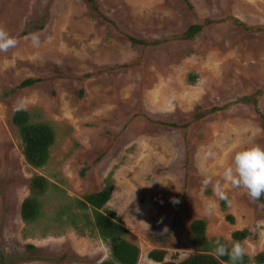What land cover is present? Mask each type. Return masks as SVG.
<instances>
[{
  "label": "rangeland",
  "instance_id": "374dc122",
  "mask_svg": "<svg viewBox=\"0 0 264 264\" xmlns=\"http://www.w3.org/2000/svg\"><path fill=\"white\" fill-rule=\"evenodd\" d=\"M186 1L192 10L184 0H98L110 24L83 0H0V26L18 41L0 53L4 264L109 260L112 241L75 232L55 218L72 199L100 191L109 176L113 191L106 207L138 247L137 264H156L147 257L153 250L175 263L197 253L189 236L195 220L206 223L207 239L230 246L232 233L247 230L246 255L264 253V234L256 229L264 220V196L252 202L222 179L236 151L264 147V0ZM210 19L215 23L206 26ZM193 24L202 25L201 32L182 39ZM129 37L158 44L132 45ZM27 79L41 82L19 89ZM255 93L256 107L236 102ZM212 108L220 110L194 120L199 110ZM16 110L55 133L41 170L24 161L11 124ZM209 149L214 156L206 155ZM35 175L60 190L48 192L37 222L23 224L20 207ZM207 177L212 182L204 185ZM217 181L230 203L214 195ZM168 232L157 244L154 238Z\"/></svg>",
  "mask_w": 264,
  "mask_h": 264
},
{
  "label": "trees",
  "instance_id": "16d2710c",
  "mask_svg": "<svg viewBox=\"0 0 264 264\" xmlns=\"http://www.w3.org/2000/svg\"><path fill=\"white\" fill-rule=\"evenodd\" d=\"M85 1L91 10V12L101 21L112 24L105 16L100 12L98 0H83ZM190 10L192 6L189 2L184 0ZM231 21L244 29L247 27L237 20ZM224 22L223 19L217 20L216 23ZM206 26H210L215 23L214 20H206ZM202 30V25L193 24L188 30H186L182 39L191 40L198 35ZM259 31H261L259 29ZM23 35H26L23 32ZM132 45H138L143 47L156 46L158 43H149L145 41H138L134 38H130ZM41 82L40 79H27L24 80L18 86L19 89L29 88L36 83ZM255 93L250 96L238 99L236 102L240 104L257 106ZM219 108H212L207 111H198L195 114L194 120L198 121L205 116H209L217 111ZM264 124V116L259 114ZM30 114L24 110H16L11 118V124L16 130L18 137L22 144V156L26 164L35 169H43L50 157V149L55 143V133L53 129L47 124H34L31 122ZM171 128H180L177 125H168ZM188 125L183 126L187 128ZM87 168H83L80 172V177H85ZM103 188L96 192L84 195L81 199H72L68 203L64 204L59 208V212L55 218L57 220L62 219L71 226V228L81 234H92L96 232L99 238L104 241H112V247L110 251V259L101 262L100 264H137L139 258V249L129 240L126 239L127 231L117 214L114 211L108 210L106 205L111 199L113 191V179L112 176L104 179ZM60 190L58 187L49 183L48 180L42 176L35 175L30 180L29 185V196L22 202L20 207V220L23 224H31L37 222L42 217L43 200L51 190ZM224 204V203H223ZM224 208V207H223ZM226 209V207H225ZM230 224H233L231 216L226 217ZM169 232L161 237L154 238L157 244L164 242ZM206 223L202 220H195L190 225V242L191 245L198 248V252L191 255L187 259L180 263L165 262V252L159 250L151 251L147 257L153 263L156 264H221L211 255V251L214 247V241L219 238L207 239L206 236ZM250 232L247 230L235 231L232 233L231 238L233 241L243 242L248 238ZM148 237L153 238L152 235L148 234ZM222 243L228 245L223 239H219ZM222 261L227 262V257H222ZM264 264V253H259L254 257H249L245 254L241 264ZM0 264H4V257L2 251H0Z\"/></svg>",
  "mask_w": 264,
  "mask_h": 264
},
{
  "label": "clouds",
  "instance_id": "9594fccd",
  "mask_svg": "<svg viewBox=\"0 0 264 264\" xmlns=\"http://www.w3.org/2000/svg\"><path fill=\"white\" fill-rule=\"evenodd\" d=\"M30 36L33 46H38L39 36L36 33L30 34ZM17 44L16 38L10 36L5 28L0 26V53H7L10 49L16 48ZM206 155L214 156L215 154L209 149ZM222 179L224 183L233 188L243 189L252 202L259 201L264 196V147L251 145L236 151L231 163L224 169ZM211 182V177H207L203 184L208 185ZM213 192L220 199L228 201L219 181L213 186ZM174 202L178 203V201ZM228 202L230 203V201ZM212 206L210 203L209 208ZM256 229L261 230L264 234V220L257 221ZM245 254L246 248L241 241H233L231 247H228L219 239L214 241L211 251V255L221 261V264H241ZM222 257H227V262L222 261Z\"/></svg>",
  "mask_w": 264,
  "mask_h": 264
}]
</instances>
